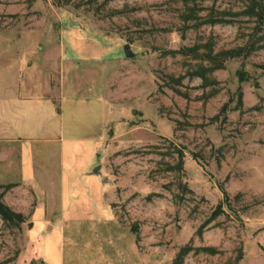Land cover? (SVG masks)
Masks as SVG:
<instances>
[{
    "label": "rangeland",
    "instance_id": "obj_1",
    "mask_svg": "<svg viewBox=\"0 0 264 264\" xmlns=\"http://www.w3.org/2000/svg\"><path fill=\"white\" fill-rule=\"evenodd\" d=\"M14 91L0 264H264V0H0Z\"/></svg>",
    "mask_w": 264,
    "mask_h": 264
},
{
    "label": "crops",
    "instance_id": "obj_2",
    "mask_svg": "<svg viewBox=\"0 0 264 264\" xmlns=\"http://www.w3.org/2000/svg\"><path fill=\"white\" fill-rule=\"evenodd\" d=\"M44 99L47 101H50L53 106L54 103L50 98L43 97V96H24V95H19L18 92L14 91L12 93H9L7 96L0 97V145H5L7 143L13 142L15 140L19 141L16 139L15 135H10L6 132V129L11 126L12 121L9 117V104H20L22 100H30L31 102L39 103L41 102L40 100ZM7 103L6 107V114H4V111H2L3 105ZM55 108V106H54ZM56 109V108H55ZM60 114H62V108L60 109ZM14 136V137H13Z\"/></svg>",
    "mask_w": 264,
    "mask_h": 264
},
{
    "label": "trees",
    "instance_id": "obj_3",
    "mask_svg": "<svg viewBox=\"0 0 264 264\" xmlns=\"http://www.w3.org/2000/svg\"><path fill=\"white\" fill-rule=\"evenodd\" d=\"M60 111V109H58ZM0 212L4 215L5 218H14L16 217H23L22 212H16L11 210L7 205H5L1 200H0Z\"/></svg>",
    "mask_w": 264,
    "mask_h": 264
},
{
    "label": "water",
    "instance_id": "obj_4",
    "mask_svg": "<svg viewBox=\"0 0 264 264\" xmlns=\"http://www.w3.org/2000/svg\"><path fill=\"white\" fill-rule=\"evenodd\" d=\"M71 24L74 23V20H71L70 21ZM124 52L126 54V56H133L134 55V52L132 50V47L130 45V43H126L125 46H124ZM101 165H98L94 168V172H99V169H100Z\"/></svg>",
    "mask_w": 264,
    "mask_h": 264
}]
</instances>
